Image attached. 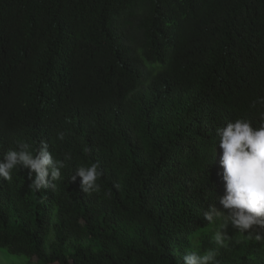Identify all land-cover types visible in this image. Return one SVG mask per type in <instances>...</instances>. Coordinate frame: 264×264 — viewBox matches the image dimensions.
<instances>
[{
	"label": "trees",
	"instance_id": "16d2710c",
	"mask_svg": "<svg viewBox=\"0 0 264 264\" xmlns=\"http://www.w3.org/2000/svg\"><path fill=\"white\" fill-rule=\"evenodd\" d=\"M257 98L264 0H0V160L21 142L71 156L55 188L23 166L0 178V248L24 264H264L259 242L229 224L222 247L203 219L225 191L215 129L257 122ZM92 163L86 194L71 176Z\"/></svg>",
	"mask_w": 264,
	"mask_h": 264
},
{
	"label": "clouds",
	"instance_id": "9594fccd",
	"mask_svg": "<svg viewBox=\"0 0 264 264\" xmlns=\"http://www.w3.org/2000/svg\"><path fill=\"white\" fill-rule=\"evenodd\" d=\"M264 105V98H257L251 107ZM219 138V164L222 168L224 194L219 196V207L210 204L203 219L209 224L216 223L215 243L225 247L228 234L224 229L231 224L241 236L259 242L264 247V112L257 122L248 118L227 121L225 126L215 129ZM64 134L58 133L63 139ZM215 159L217 142L214 143ZM66 154L64 160H70ZM64 160L54 158L46 142L34 155L28 143H18L15 149H8L0 160V178L11 181L13 170L23 166L29 170L30 187L41 189L55 188L53 181L62 178ZM34 174V175H33ZM103 175L97 163L79 167L72 181L80 177V188L86 194L99 192L98 179ZM34 177V178H33ZM182 264H219L215 250L204 254L187 252Z\"/></svg>",
	"mask_w": 264,
	"mask_h": 264
},
{
	"label": "rangeland",
	"instance_id": "374dc122",
	"mask_svg": "<svg viewBox=\"0 0 264 264\" xmlns=\"http://www.w3.org/2000/svg\"><path fill=\"white\" fill-rule=\"evenodd\" d=\"M37 257L32 258V262H37ZM26 261L25 255L10 254L5 249L0 248V264H24Z\"/></svg>",
	"mask_w": 264,
	"mask_h": 264
}]
</instances>
